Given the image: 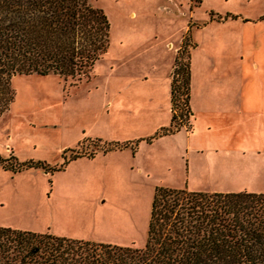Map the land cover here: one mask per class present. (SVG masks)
Returning a JSON list of instances; mask_svg holds the SVG:
<instances>
[{"label": "rangeland", "instance_id": "obj_1", "mask_svg": "<svg viewBox=\"0 0 264 264\" xmlns=\"http://www.w3.org/2000/svg\"><path fill=\"white\" fill-rule=\"evenodd\" d=\"M175 1L88 0L108 20L107 47L88 74L11 77L13 98L0 114V156L12 153L19 160L57 164L63 154L80 155L52 172L0 168V225L141 247L154 186L264 191V133L258 136L259 127L254 128L264 124L261 104L245 107L250 120L239 122L235 114L229 121L234 134H254L244 155L197 148L193 136L201 131L204 115L199 111L195 121L191 118L189 141L184 126L155 134L169 123L178 50L166 41L174 46L181 36V43L188 25L196 42L188 63L191 110L213 87L231 91L235 107L242 89L264 96V42L255 28L264 19L248 23L247 47L239 42L243 31L238 27L195 26L211 10L254 19L264 13V0ZM184 59L185 52L180 55ZM221 71L232 76L223 86L213 77H200ZM115 142L124 144L105 151L96 146Z\"/></svg>", "mask_w": 264, "mask_h": 264}, {"label": "trees", "instance_id": "obj_2", "mask_svg": "<svg viewBox=\"0 0 264 264\" xmlns=\"http://www.w3.org/2000/svg\"><path fill=\"white\" fill-rule=\"evenodd\" d=\"M187 38L186 32L175 54L169 123L155 134L190 126ZM107 44V17L88 0H0V114L13 98L14 74L79 78ZM123 144L96 146L105 151ZM78 155L49 164L10 153L0 156V168L52 172ZM0 264H264V192L154 186L141 247L0 225Z\"/></svg>", "mask_w": 264, "mask_h": 264}, {"label": "crops", "instance_id": "obj_3", "mask_svg": "<svg viewBox=\"0 0 264 264\" xmlns=\"http://www.w3.org/2000/svg\"><path fill=\"white\" fill-rule=\"evenodd\" d=\"M173 4H176L177 2L175 0H171ZM200 1V0H199ZM178 4V3H177ZM191 12V11H190ZM182 13H184L182 11ZM263 15V16H261ZM264 19V13L260 14L254 19H250L249 17H246L245 15H242L238 12H232V11H225V12H218L211 10L210 14L208 15L207 19L204 21H200L199 23H195L196 27H202L206 23H217L218 25H222V27L229 26L231 27H238L243 31L242 35L239 37V42L244 46L249 45V35H248V30H249V25L248 23L251 22V20L260 22V20ZM258 31L260 30L261 33V38L259 34V41L264 42V23H261V25H258L255 27ZM255 29V30H256ZM237 30V29H236ZM186 32L188 34V63H189V58H190V50L196 46V42L193 40V37L191 36V28L188 25L186 28ZM245 32V34H244ZM180 40L181 36L178 38L177 43L173 46V43L171 40H167L166 44L168 48L173 47L176 51V49L180 46ZM261 44V43H260ZM217 62V61H216ZM254 64L257 66V63L254 62ZM212 69V68H211ZM206 74L203 73L200 75V77L205 78L208 80V77H213L215 81L220 80L223 86V83H227L228 80H231L232 76L228 74L226 71H221L219 74ZM244 77V76H243ZM244 79V78H242ZM222 89V88H221ZM247 89V88H245ZM232 94L231 91L228 92L227 89H222L218 90V88L213 87V89L204 91L203 94H201V106L195 108L196 110H191L190 104H189V98H188V106L190 109V117H189V123L190 126L188 129H186L187 132V137L188 141L191 138V134L193 131L190 129L193 121H191V118L195 121V115L197 111L203 113L204 115L201 116L200 123L199 125L201 128V131L198 133H194L193 136V141L194 144H196L197 148L201 149H208L211 152H222L225 154H228L230 152H239L241 155H244L248 150V146L251 144L250 140V135L254 134H243L241 132H238L237 134L233 133L232 129L229 128V121H232V119L235 118V114L237 116L238 121H243L245 119L250 120L249 115H246L247 111L245 107H249L248 104L252 103L255 104L254 107L260 106L261 104V110L264 109V96L260 95L258 90H254L253 94H250L249 91L247 90H240L239 91V99L236 104H234V100L232 99ZM169 106H170V101H169ZM259 108H257L258 110ZM207 121H206V120ZM254 119V118H253ZM260 129H259V128ZM264 124H258L255 125V129L258 130V136L261 135L263 136L264 133ZM213 130L214 132H210ZM208 131L210 132L208 134ZM251 131H249L250 133ZM253 133H257L256 130L253 131ZM232 139V140H231ZM228 151V152H227ZM217 155V154H216ZM213 161V160H212ZM196 190H202V191H214V189H223V188H218L215 186H206V187H201V188H195ZM217 191H226V190H217ZM259 192V191H257ZM264 192V191H260Z\"/></svg>", "mask_w": 264, "mask_h": 264}]
</instances>
